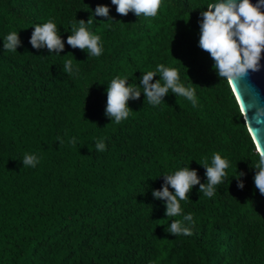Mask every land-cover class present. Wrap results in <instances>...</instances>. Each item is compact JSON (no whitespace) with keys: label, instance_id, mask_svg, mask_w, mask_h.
<instances>
[{"label":"trees","instance_id":"1","mask_svg":"<svg viewBox=\"0 0 264 264\" xmlns=\"http://www.w3.org/2000/svg\"><path fill=\"white\" fill-rule=\"evenodd\" d=\"M214 1L162 0L145 18L118 15L111 0H0V264H264L259 154L227 79L198 46L201 12ZM98 5L113 21L94 17ZM90 17L99 57L66 43ZM48 20L65 42L60 55L29 43ZM13 31L22 46L5 51ZM67 60L79 71L65 73ZM160 64L194 87L196 107L171 90L161 104L147 102L140 78ZM117 76L142 93L120 123L105 115ZM214 153L229 161L215 194L197 185L180 201L182 214L166 217L165 201L152 195L162 176L189 167L206 183L201 165ZM25 154L39 163L24 167ZM189 213L192 235L172 236L170 223Z\"/></svg>","mask_w":264,"mask_h":264},{"label":"clouds","instance_id":"2","mask_svg":"<svg viewBox=\"0 0 264 264\" xmlns=\"http://www.w3.org/2000/svg\"><path fill=\"white\" fill-rule=\"evenodd\" d=\"M111 4L115 6L120 16H127L131 12L136 17L143 15L145 18H154L162 6V0H111ZM206 8L207 11L201 12L198 46L214 61L213 69L218 77L234 81L246 77L249 70L258 71L259 62L264 53V11L261 10L264 8V0H257L256 4H253L251 0H239V2L238 0H215V3L209 4ZM109 13L108 6L98 5L94 11V17H104L107 22L113 21ZM92 23L93 17H90L87 22L77 21L78 27H72L66 43L73 49L87 50L85 51L87 55L99 57L103 52L101 38L86 27ZM33 29L29 40L32 48L37 50L47 48L49 53L57 55L64 51L65 42L58 34L57 25L52 20L42 25L38 24ZM21 46L19 34L15 31L9 33L3 41L5 51L17 52ZM78 71L79 69H73L72 60L65 62V73L74 74ZM157 73L160 79L153 83ZM140 85L145 99L152 106L164 102V97L168 95L169 90L175 96L186 98L193 107L197 105L194 87H186L180 82L179 71L176 68L160 64L155 71H148L142 75ZM106 94L105 115L111 122L114 120L120 123L127 119L132 111L128 107V102L140 99L142 93L138 87L130 85L127 78L117 76L111 80ZM255 118L258 122H264V109H258ZM71 143H75L74 138ZM105 148L103 140L96 143L98 151H104ZM37 163H39L38 158L32 154H25L22 161L24 167H35ZM201 166L205 169L206 183H201L197 171L189 167H183L174 174L162 176L164 180L162 188L154 190L152 195L157 200L165 201L166 217L182 214L180 201L187 200L188 193L192 192L197 185L199 192L212 197L216 192V186L221 184L227 175L229 161L222 158L219 153H214L211 165L205 162ZM254 169L256 170L255 187L261 195H264V151L259 152V159ZM243 175L239 173V177ZM169 187L174 190V193L169 191ZM237 187L242 190L243 182H238ZM184 221L195 223L193 215L189 213L183 216V221H172L167 231L172 236L192 235L190 228L184 226Z\"/></svg>","mask_w":264,"mask_h":264},{"label":"water","instance_id":"3","mask_svg":"<svg viewBox=\"0 0 264 264\" xmlns=\"http://www.w3.org/2000/svg\"><path fill=\"white\" fill-rule=\"evenodd\" d=\"M251 2L256 4L257 0H251ZM261 10L264 11V8ZM227 82L259 154L260 151H264V122H258L255 116L258 109H264V53H262L258 71L249 70L246 77L234 81L227 80Z\"/></svg>","mask_w":264,"mask_h":264},{"label":"rangeland","instance_id":"4","mask_svg":"<svg viewBox=\"0 0 264 264\" xmlns=\"http://www.w3.org/2000/svg\"><path fill=\"white\" fill-rule=\"evenodd\" d=\"M188 259L194 260V257L191 256V257H186L185 259L183 258V260H188Z\"/></svg>","mask_w":264,"mask_h":264}]
</instances>
